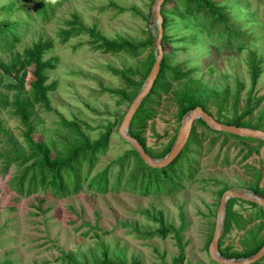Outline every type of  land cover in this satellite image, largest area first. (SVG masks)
<instances>
[{
	"label": "rangeland",
	"instance_id": "1",
	"mask_svg": "<svg viewBox=\"0 0 264 264\" xmlns=\"http://www.w3.org/2000/svg\"><path fill=\"white\" fill-rule=\"evenodd\" d=\"M156 1L0 0V21L14 24L19 36L11 48L0 47L1 61L7 63L40 40L53 43L43 57L57 61L55 70L48 74V83H56V90L49 94L51 109L36 106L31 118L34 140L46 142L51 156L72 137L64 123L76 124L91 140L98 138L104 126L114 124L108 149L98 157L93 175L133 148L118 134L132 102L118 106L117 98L104 90L124 87L119 78L110 74V67L132 69L135 80L139 81L140 61L148 49L137 56L104 55L91 49L87 36L70 39L62 45L58 34L67 28L66 23L75 14L81 25L95 28L108 40L121 38L142 43L151 36L154 48L158 37ZM209 1L228 21L210 23L194 10L190 14L172 13L163 44L167 63L189 72L188 79L206 87L209 113L215 120L219 117L221 124L239 117L248 99L258 102V107L244 121L255 126L252 130L264 132V0ZM176 2L171 0L163 10L171 9ZM221 31L227 35L219 36ZM154 52L156 55L155 48ZM252 54L261 69L255 87L248 68ZM32 71L28 69L26 87L33 80ZM188 79L171 83L168 94L159 93V98L153 97L147 104L156 114L142 133L149 150L160 152L171 141L175 142L183 120L177 117L173 91L180 90ZM226 91L230 96L222 104ZM0 92L6 94L4 90ZM237 92L238 102L234 105L232 99ZM11 95L7 94L9 99ZM211 130L194 122L186 154L192 178L185 177L178 192L169 196H145L129 191L101 195L84 188L78 195L61 200L43 193L19 197L8 187L15 168L5 175L0 164V264H66L68 256L90 260L101 256L104 250L119 264H175L179 252L171 234L164 240L137 237L138 232L159 228L151 220L154 217H162L166 226L181 228L182 264L215 263L209 257L207 243L221 196L225 189L248 196H255L252 188L256 184L264 189V145L259 144L262 140L242 141ZM24 131L9 109L0 108V152L8 147L7 137L18 150L25 152ZM255 148L258 152L245 158L249 149ZM117 172L118 168L113 167L110 183ZM233 211L243 216L246 224L244 229H233L220 238L221 249L229 247L241 252L243 238L249 232L255 234L261 220H254L257 209L241 200L236 199ZM258 236L264 237V228ZM255 264H264V257Z\"/></svg>",
	"mask_w": 264,
	"mask_h": 264
},
{
	"label": "trees",
	"instance_id": "2",
	"mask_svg": "<svg viewBox=\"0 0 264 264\" xmlns=\"http://www.w3.org/2000/svg\"><path fill=\"white\" fill-rule=\"evenodd\" d=\"M171 0H164L160 15L162 19L163 36L161 39L163 58L160 64L158 76L149 92L143 99L136 113L134 114L128 128V134L144 149L146 154L152 159L161 160L171 150L174 141H171L160 152H153L145 145L143 131L147 127V122L153 120L156 116L155 110L147 104L153 97L159 98V93L168 94L172 89L171 83H179L188 79L189 72L182 71L179 67H171L167 63V55L165 54L164 41L166 39V26L169 22L168 17L172 13L187 12L203 14L207 20L214 23H226L228 18L209 0H177L176 5L169 10H163L164 6ZM196 5L199 7L197 8ZM204 9H203V8ZM203 9V10H202ZM45 16V14H43ZM67 28L62 29L58 34L60 44H66L70 39L80 36L89 38V45L94 52L104 55H116L125 53L130 56H137L148 49L146 56L140 61L141 78L135 80V71L132 69H116L109 68L112 76L119 78L124 87L121 89H105L112 97H116L118 106L126 102H132L142 85L147 79L150 70L155 61V52L153 48V40L150 36L145 42L135 43L127 39L108 40L104 38L95 28H86L79 22L77 15L73 14L72 19L66 23ZM15 25L8 21H0V47L3 49L11 48L19 41L18 33ZM226 36L225 31H221L219 36ZM53 47L51 41H38L31 47L23 49L21 53H17L7 62L0 60V91H6V94L0 92V108L9 109L14 118L18 119L24 128L23 140L25 144V152L18 150L10 137L6 140V151L0 152V164L2 165L1 173L8 174L10 169L15 168L14 174L8 181V187L19 197H30L43 193L50 197L61 200L69 196H75L81 193L84 188L93 191L95 194L105 195L107 193H118L120 191H129L139 195L164 194L166 196L173 195L178 192L181 187V181L188 177L192 178L190 159L187 157L188 146L191 138L188 139L186 145L180 155L169 165L163 168H151L147 166L139 157L134 148L124 153L112 161L104 170L99 173L92 174L98 157L104 155L108 149L112 135L114 124L110 123L104 126L103 131L95 140H91L84 132L74 123H64L69 129L72 137L63 144L59 145V151L54 156L50 154V146L46 142L40 140L35 141L33 138L34 128L31 122L33 110L36 106L45 110H50L49 94L56 90V83H48L49 73L56 68V59L44 60V55ZM260 62L251 55L248 68L251 75L252 87H255L261 73ZM32 68L33 80L26 87V78L28 69ZM12 93L11 99L7 94ZM238 92L233 95L234 105L238 102ZM230 94L225 92L222 104L228 102ZM208 91L203 84L198 81L188 79L180 90L173 91V102L177 108V117L179 121L183 120L195 108H201L206 114L209 113V105L207 98ZM258 107V102L248 99L245 105V111L239 117L226 120L223 124L235 127H243L254 129L249 121L244 118L249 117L253 110ZM220 110L218 109V116ZM221 122L220 118L216 119ZM195 122L201 123L205 127L207 125L200 119ZM212 132H215L211 130ZM219 135L227 136L233 139L254 142L251 138L233 136L223 132H215ZM264 145L263 141L259 142ZM253 152L257 153L258 148L249 149L245 158ZM183 162V163H182ZM184 164L186 166L184 167ZM113 167L118 168V172L112 183L109 182V176ZM187 173V175H186ZM226 191V189H225ZM224 192V191H223ZM252 192L264 198V189L257 184L252 188ZM236 199H230L227 202L225 216L222 226L221 238L226 236L231 230H242L245 227L246 220L243 216L233 211V205ZM253 208L257 209L254 220H261L258 230L255 234L248 233L243 238L241 245L242 251H232L227 247L221 249L222 242L219 241V255L225 259H248L255 255L264 245V237H259L260 231L264 228V208L254 203L245 202ZM151 220L159 225L154 231L137 233V237L142 240H150L158 238L166 239L170 234L176 240L179 255L174 260L175 264H182L184 258V249L181 243V228H175L171 225L166 226L163 218H151ZM97 229V228H94ZM214 229V225H213ZM213 230L209 237L207 247L211 240ZM66 264H119L114 262L104 250L99 257L77 260L68 256ZM215 264V263H213Z\"/></svg>",
	"mask_w": 264,
	"mask_h": 264
},
{
	"label": "water",
	"instance_id": "3",
	"mask_svg": "<svg viewBox=\"0 0 264 264\" xmlns=\"http://www.w3.org/2000/svg\"><path fill=\"white\" fill-rule=\"evenodd\" d=\"M164 0H157L155 3L154 14L158 22V37L154 41V48L156 51L155 61L150 70V73L146 79V82L139 93L136 95L132 101L128 111L124 115L120 127L118 128V134L120 137L128 142L138 153L140 159L151 168H163L171 164L181 153L184 146L188 141V137L194 122L198 119L202 120L209 128L215 132H223L231 134L233 136L258 139L264 141V132L260 130H252L243 127L229 126L217 122L211 115L206 114L201 108H195L191 111L186 117L183 118L181 127L177 133L175 142L173 143L170 152L161 160L152 159L146 154L144 149L139 145V143L134 140L128 134V128L131 123V120L142 103L143 99L149 94L160 69V64L163 58V50L161 39L163 36L162 29V19L160 15V9ZM230 199H237L249 203L257 204L260 207L264 208V198L260 196H248L236 191L228 190L225 191L220 199V203L216 213V219L214 223L213 234L211 241L208 246V254L210 259L216 264H255L260 259L264 257V245L263 247L253 256L245 260H234V259H225L219 255V241L222 235V226L225 216V210L227 202Z\"/></svg>",
	"mask_w": 264,
	"mask_h": 264
}]
</instances>
